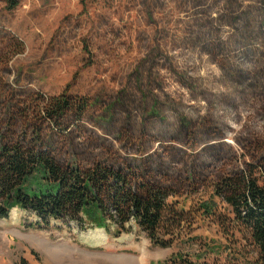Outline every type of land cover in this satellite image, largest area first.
Instances as JSON below:
<instances>
[{
  "label": "rangeland",
  "instance_id": "374dc122",
  "mask_svg": "<svg viewBox=\"0 0 264 264\" xmlns=\"http://www.w3.org/2000/svg\"><path fill=\"white\" fill-rule=\"evenodd\" d=\"M19 1L0 0V147L135 174L168 197L154 238L135 221L118 235L76 219L35 226L14 208L0 218V264L256 257L217 190L264 159V0ZM62 95L74 105L51 116ZM211 240L227 251L208 252Z\"/></svg>",
  "mask_w": 264,
  "mask_h": 264
},
{
  "label": "trees",
  "instance_id": "16d2710c",
  "mask_svg": "<svg viewBox=\"0 0 264 264\" xmlns=\"http://www.w3.org/2000/svg\"><path fill=\"white\" fill-rule=\"evenodd\" d=\"M7 4L9 10H14L20 1L7 0ZM72 105L74 101L62 95L53 98L47 109L56 117ZM256 150L264 152V146ZM136 177L101 165L88 170L63 167L49 154L34 148L21 144L1 146L0 218L20 208L34 214L38 220L32 224L35 226L76 219L84 229L111 230L115 226L117 235L130 231L128 224L135 221L154 238L162 224L168 194L157 187H136ZM217 193L232 206L235 221L249 230L257 248V256L247 264H264V159L249 164L244 174L222 180ZM214 207L215 204H204L208 214ZM206 247L210 253L227 251L225 244L214 240ZM169 263L193 264L181 254Z\"/></svg>",
  "mask_w": 264,
  "mask_h": 264
}]
</instances>
